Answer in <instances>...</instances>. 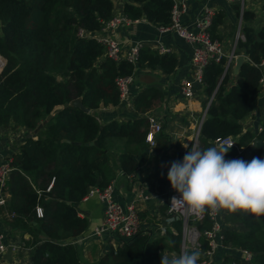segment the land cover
<instances>
[{"label":"trees","instance_id":"trees-1","mask_svg":"<svg viewBox=\"0 0 264 264\" xmlns=\"http://www.w3.org/2000/svg\"><path fill=\"white\" fill-rule=\"evenodd\" d=\"M234 5L242 15L245 33L237 47L249 59L242 63L230 86L229 71L224 74L227 57L205 67L206 102L214 95L198 146L207 149L224 144L217 137L233 135L236 144L226 153V160L241 154L239 148L246 149L254 137L264 139V121L257 133L241 122L256 106L264 75V23H252L256 13L252 9L241 12L240 0ZM114 6V0H0V55L5 58L0 71V125L34 130L53 114L12 154L13 168L4 186L9 193L5 204L9 222L22 231L34 264H83L73 240L87 230L89 220L79 214L77 203L91 186L105 187L114 179L113 152L118 154L124 174L134 175L139 166L135 155L151 145L146 140L148 114L162 97L161 89L148 86L136 95L137 116L103 121L99 108L118 105L122 99L117 78L132 75L137 66L159 67L167 73L178 66L177 52L161 53L149 44L141 46L136 63L108 56L105 45L91 32L102 29L114 16ZM172 7L173 0H125L123 11L130 19L145 18L166 26L172 22ZM261 11L264 13V0ZM225 15L224 9H215L212 36L221 39ZM76 97L90 110L71 104ZM170 144L163 129L156 133L155 145L163 149L160 155H165ZM254 157L264 159V148L254 150ZM168 201L161 205L165 215H169ZM39 206L42 215L38 214ZM155 220L156 215H152L151 221ZM224 221L223 243L252 251V258L244 261L238 253H225L220 264H264V216L224 211ZM194 223L201 233L200 245L184 250H198L200 262L208 258L206 251L211 244L204 231L212 228L214 219L207 215ZM182 236L183 219L174 216L164 231L153 235L141 229L117 249L109 246L89 264H161L162 255L171 257L184 251Z\"/></svg>","mask_w":264,"mask_h":264},{"label":"crops","instance_id":"crops-1","mask_svg":"<svg viewBox=\"0 0 264 264\" xmlns=\"http://www.w3.org/2000/svg\"><path fill=\"white\" fill-rule=\"evenodd\" d=\"M125 0H114V15H123V4ZM204 0H187L186 9L182 12L181 18L189 21L196 13L199 5ZM234 2L226 0H210L215 9L221 8L226 11L225 22L221 26L220 36L222 45L227 53L230 52L236 36V30L239 22L242 24V17L239 14ZM262 0H244L241 3V9H252L256 16L252 23L261 25L264 23V15L261 11ZM237 28H235V24ZM108 33L123 42V49L126 51L132 41L142 39L145 44L155 48L156 43L162 42L172 47V51L177 52L178 66L174 72L167 73L161 68H144L137 66L133 73L132 81L129 85V94L122 98L118 105H108L99 108L98 113L103 121L117 118L129 119L137 116L135 111L134 99L136 95L145 87L156 86L162 91V97L153 105L148 115L154 114L162 120L163 131L171 139L165 155H160L163 150L151 144L142 152L136 154L139 161L138 171L134 175H126L119 165L118 154L113 152L111 157L112 165L115 169L113 179L115 185V197L120 201L133 199L137 193L144 190L148 198L138 202L139 213H141L142 226L148 228L154 235L164 227L168 226L172 218L161 211V205L167 200L171 189L170 181L167 179V172L171 167V162L182 161L183 155L188 148L183 144L192 145L195 130L198 121L206 114L207 95L203 90V85H196V92L192 97H186L181 89V79L192 73L191 67V47L183 37L175 31H161L157 25L151 21L140 18L139 21L132 24H120L111 29ZM237 54H244L246 59L248 55L243 50H238ZM235 58L229 69V83L231 85L237 78L238 73L234 71ZM264 67V65H263ZM206 102V103H205ZM264 121V88L260 86L256 93V106L253 112L242 118L241 122L246 129L257 133ZM34 134V130L26 127H5L0 125V162L6 160L16 152L20 144L28 136ZM180 155V156H179ZM245 151L234 157V159H244ZM160 174H159V172ZM5 204H0V230L4 234V242L8 245H14L13 259L9 261L0 255V264H34L31 258V249L24 245L22 240V231L13 227L9 220L10 214ZM104 202L98 196L83 198L77 203L79 214L86 216L89 220L87 230L81 235H88L94 229L101 225L104 216ZM156 215L157 220L151 221V216ZM219 219L223 228L227 225L224 221V211L219 213ZM153 220V219H152ZM166 224V225H165ZM162 227V228H161ZM88 240V241H87ZM109 234L104 233L101 236H93L90 239L80 240V237L74 239L79 248V253L83 264L92 262L91 255H102L108 249ZM231 247H218L207 259V264H220L223 254H237L232 252ZM239 254V253H238Z\"/></svg>","mask_w":264,"mask_h":264},{"label":"built area","instance_id":"built-area-1","mask_svg":"<svg viewBox=\"0 0 264 264\" xmlns=\"http://www.w3.org/2000/svg\"><path fill=\"white\" fill-rule=\"evenodd\" d=\"M228 2H234L237 0H226ZM243 4L244 0H240ZM187 0H173L172 7V22L166 26H158L161 31L172 30L175 31L179 36L186 39L191 47V67L192 73L181 79V89L186 97L194 96L196 92V85H203L204 83V70L207 64L211 61H219L222 57H227L224 74L229 71L233 59L237 54V45L240 39H245V33L242 31L241 23L236 30L235 42L227 53L222 45V41L218 37H214L211 34L210 27L215 14V8L210 3V0H204L198 7L196 13L190 18L189 21H184L181 18L182 12L186 9ZM243 9H241L242 12ZM242 17V15H241ZM140 18L130 19L123 15H114L112 18L108 19L102 29L99 31L91 32V35L97 38L105 45L106 54L115 60H119L123 57L128 58L133 62H137L138 54L140 48L145 44L144 40L138 39L132 41L126 51L123 49V42L117 38L111 36L108 31L119 26L120 24H132L139 21ZM155 48H157L161 53L172 51V47L163 44L162 42L156 43ZM2 61L5 58L0 55ZM0 61V62H2ZM264 64V62H263ZM133 75V74H132ZM126 75L117 78V83L120 88L121 97L125 98L129 94V85L132 81L133 76ZM261 86L264 88V75L260 79ZM214 94L210 97L207 102H211ZM206 115H204L199 121L195 134L193 137L192 145L199 146V136ZM149 127L146 132V140L151 144H155L156 133L163 129L162 120L156 115H148ZM217 141L221 143H233L236 144V138L233 135H228L224 137H217ZM240 152H244L246 149L244 147L239 148ZM11 158L2 160L0 162V204H6L8 192L4 188L6 180L13 168ZM115 185L112 180L105 187L91 186L87 194L83 198H88L90 196H98L105 204L104 206V216L101 225L97 226L92 233L88 235L80 236V240L91 238L93 236H101L104 233L109 234L108 244L113 246L115 249L118 248L126 240L131 239L141 229L146 231L150 230L142 226L141 218L139 215L138 202L142 199L148 198V194L144 190H141L137 195L130 200L120 201L115 197ZM179 197V193L176 190L170 189L168 198V214L169 216H179L183 219V236H182V249L187 247H198L200 245L199 237L200 230L194 223L195 221H202L210 215L214 219V223L211 229L204 231L205 235L210 238L211 248L206 251V254L211 255L218 247L228 246L233 248L232 252L238 251L240 257L244 261H250L252 258V251L248 249H243L241 247H236L231 244H224L222 241V230L223 226L219 219V213L213 214L211 212H205L202 215H196L190 213L187 208H176L173 209L171 206V197ZM42 207H38V214L42 215ZM171 217V218H172ZM166 225V224H165ZM167 227V226H166ZM166 227L163 226L161 230H165ZM151 233V232H150ZM152 234V233H151ZM109 248V247H108ZM7 250V244L4 242V234L0 230V255L4 254ZM208 259V258H207ZM207 259H204L198 264H207Z\"/></svg>","mask_w":264,"mask_h":264},{"label":"clouds","instance_id":"clouds-1","mask_svg":"<svg viewBox=\"0 0 264 264\" xmlns=\"http://www.w3.org/2000/svg\"><path fill=\"white\" fill-rule=\"evenodd\" d=\"M232 146L225 143L199 149L192 145L182 161L171 162L167 179L179 197H171L170 207L187 208L196 215L241 211L256 218L264 216V159L226 160ZM199 258L198 250L186 249L179 255H162L161 264H198Z\"/></svg>","mask_w":264,"mask_h":264},{"label":"water","instance_id":"water-1","mask_svg":"<svg viewBox=\"0 0 264 264\" xmlns=\"http://www.w3.org/2000/svg\"><path fill=\"white\" fill-rule=\"evenodd\" d=\"M245 60H246V57H245L244 54H238L235 57L234 71L236 73L239 72L240 66L242 65V63ZM4 64H5V61H2L0 63V71L2 70ZM71 104L78 105V106H80L81 108H83L86 111L90 110V108L83 103L81 97H76V98L72 99L71 100ZM207 110H208V105L206 106V110H205L204 114L207 113ZM52 116H53V114H49L42 122H40L38 124V126L34 129V132H37ZM28 135H32V133H29ZM261 147L264 148V139H262L261 137H258V136L254 137V139L251 142V144L248 145L246 150H245V155H244V159L243 160L251 161L253 151L256 150L257 148H261ZM59 241L63 243V242H66V239H60ZM13 249H14V245L10 244V245H8L7 250L3 254L4 257L6 259H8L9 261H12V259H13Z\"/></svg>","mask_w":264,"mask_h":264},{"label":"rangeland","instance_id":"rangeland-1","mask_svg":"<svg viewBox=\"0 0 264 264\" xmlns=\"http://www.w3.org/2000/svg\"><path fill=\"white\" fill-rule=\"evenodd\" d=\"M263 15H264V13H263ZM0 32H1V22H0ZM168 198H169V194H168V196H167ZM167 198V199H168ZM88 241V240H87ZM94 253H97V252H94ZM92 254L91 256V260H92V262H95L101 255L100 254H98V255H95V254Z\"/></svg>","mask_w":264,"mask_h":264},{"label":"bare ground","instance_id":"bare-ground-1","mask_svg":"<svg viewBox=\"0 0 264 264\" xmlns=\"http://www.w3.org/2000/svg\"><path fill=\"white\" fill-rule=\"evenodd\" d=\"M0 61H2L1 57H0ZM1 63V62H0Z\"/></svg>","mask_w":264,"mask_h":264}]
</instances>
